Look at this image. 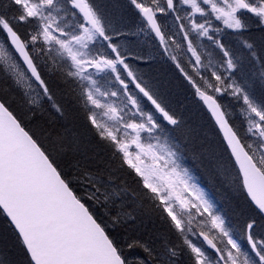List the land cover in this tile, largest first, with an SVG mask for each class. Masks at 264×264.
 <instances>
[{
  "label": "snow or ice",
  "instance_id": "6c2138e0",
  "mask_svg": "<svg viewBox=\"0 0 264 264\" xmlns=\"http://www.w3.org/2000/svg\"><path fill=\"white\" fill-rule=\"evenodd\" d=\"M129 3L143 25L135 32L122 31L92 0H0V79L37 121L28 127L0 96V264H264V234L256 231H264V99L256 97L264 89V0ZM247 13L257 18L258 36L244 34ZM225 29L240 47L222 38ZM139 33L154 34L157 52L223 131L231 169L238 168L229 187L250 198L243 236L183 163L191 145L194 160L227 171L170 108L165 83L151 75L153 52L120 42ZM213 46L218 56L206 62L203 49ZM129 57L148 70H134ZM210 93L242 100L246 140ZM78 107L85 123L75 118ZM156 113L182 129L183 143ZM125 169L129 179L120 176Z\"/></svg>",
  "mask_w": 264,
  "mask_h": 264
},
{
  "label": "trees",
  "instance_id": "16d2710c",
  "mask_svg": "<svg viewBox=\"0 0 264 264\" xmlns=\"http://www.w3.org/2000/svg\"><path fill=\"white\" fill-rule=\"evenodd\" d=\"M92 3L101 8L106 15L110 16L116 23L117 27H120L122 31L135 32L138 27L143 26L137 10L130 5L129 0H92ZM249 17H251L250 27L249 29L244 30V34L245 36H248L249 34L258 36L259 30L257 26V19L252 16ZM20 31L23 33L25 31V27L21 26ZM231 33L232 31L224 32V34H222V38L227 40L234 48L240 47L239 41L236 40L234 35H231ZM120 42L123 43L129 51L134 53L141 51L148 52L150 49L151 51H157L158 46L153 37L150 38L145 35L141 37L128 35ZM212 48L214 49V46ZM213 51L215 53V57L217 58L218 50L214 49ZM162 59L163 58L154 59L151 75L157 77L165 83V90L170 108L175 111L179 118L182 119L185 127L195 129L197 133V144H202L205 149L211 148L215 151L216 156L220 159V162L224 164L227 171L224 174H220L214 169H209L206 165L194 160L190 150L191 145H189V150H185L183 152V156L191 164L199 176L201 184L216 201L217 206L227 211L228 219L230 220V227L241 230L238 234L243 236V225L252 216V212L249 207L250 203L244 192L235 193L232 192L229 187V182L236 176L237 172V170L234 172L231 169L230 164L234 163L232 162L219 132L215 128L208 113L201 105L199 98L196 95L195 88L183 78L182 74L175 68V65L172 64L170 60ZM128 62L134 70H140L141 72H146L148 70V66L146 64L137 62L133 57H129ZM144 78L148 79V76L145 75ZM195 79L199 81V78L195 77ZM4 89L8 90L4 91ZM214 95L217 96V94ZM0 96H3V98L8 101L11 110H13L18 117L23 119L28 127H35L37 121L33 120L29 122V114L24 110L20 92L11 88L10 84L5 83L3 79H0ZM218 97L220 99V101L219 99L218 101L223 104V98L220 96ZM256 97L257 102L264 99V89L257 87ZM235 103L237 106L240 104L237 101ZM74 115L78 122H86L85 113L81 108L78 107ZM229 122L240 134V136L245 139L244 132L246 131V124L244 119L239 114L233 113L229 118ZM169 129H173L170 134L173 137L179 138L178 142L183 143V137L181 135L182 129H175L174 126L169 127ZM120 176L124 179H129L128 171L126 169L120 173ZM131 186L135 187L134 184ZM256 218L259 220L258 216ZM3 223V217H0V226H3ZM256 231L257 234H264V231H262L259 227ZM172 237V242H176L175 236ZM10 252H12L15 258H21V254L18 250L13 248L10 249Z\"/></svg>",
  "mask_w": 264,
  "mask_h": 264
},
{
  "label": "rangeland",
  "instance_id": "374dc122",
  "mask_svg": "<svg viewBox=\"0 0 264 264\" xmlns=\"http://www.w3.org/2000/svg\"><path fill=\"white\" fill-rule=\"evenodd\" d=\"M61 16H64V14L61 13ZM69 19H70L69 17L65 16V17H64V23H69ZM213 23H214V26L221 27V28L224 27V26L222 25L221 22H219V21H215L214 19H213ZM169 26H171V25H169ZM226 30H231V29H226ZM135 31H136V30H135ZM134 36H135V35H134ZM205 41H207V40H206V39H202V43H204ZM203 51H204V53H205V55L203 56V59H204L206 62H207L208 59H210V58L212 59V57H209V55H208L209 52H208L207 49L205 50V48H204ZM188 56L190 57V54H188ZM183 63H184L185 66L187 67V70L189 71V73L192 74V73H191V68H190V66H188V59L183 58ZM125 75H126V74H125ZM101 87H102V90H104L103 82H101ZM118 87H119V86H118ZM130 91H137V90L135 89V86H134V85H130ZM219 95H221L222 98H223V100H224V109L226 108L225 111L228 113L229 116H232V114H233L234 111H235L236 114H239L243 119H245L243 113L241 112V108H242V106H243V102H242V100L237 101V100H235L233 97H230V96H228V95H226V94H219ZM102 99L107 100L108 98H102ZM112 99H116V98H112ZM236 101L240 103L238 106H237L236 103H235ZM227 104H228V105H227ZM144 107H145V110H151V105H150V104H145ZM235 109H238V110L236 111ZM102 111H103L102 109H101V110H97V112H98V118H100V119H104V117H103L102 115H99L100 113H102ZM155 115H156L158 121L161 122L164 126H170V125L167 124L166 121L163 120V117L160 116L159 113H156ZM143 135H144L145 137L147 136L146 133L143 134ZM245 138L247 139L246 134H245ZM194 242H197V243H198V241H196L195 239H194ZM217 243H220V242L218 241ZM224 243H226V241H224ZM241 243H242V245H243L245 248L248 247V245H247V241H246V242L243 241V242H241ZM221 246H223V245H221Z\"/></svg>",
  "mask_w": 264,
  "mask_h": 264
},
{
  "label": "water",
  "instance_id": "95a60500",
  "mask_svg": "<svg viewBox=\"0 0 264 264\" xmlns=\"http://www.w3.org/2000/svg\"><path fill=\"white\" fill-rule=\"evenodd\" d=\"M202 102H203L204 107H205L206 110L209 112L210 116L212 117V119H213L215 125L217 126V128H218V130H219L221 136L223 137L224 142H225V144H226V146H227V142H226V140H225V138H224V133H223V131L220 129L219 125L216 123L215 117L212 115V112H211V110L208 108L207 104H205L203 100H202ZM229 151H230V150H229ZM233 159H234V158H233ZM246 195H247V194H246ZM248 199L250 200V198H248ZM253 206H254V205H253Z\"/></svg>",
  "mask_w": 264,
  "mask_h": 264
},
{
  "label": "bare ground",
  "instance_id": "6f19581e",
  "mask_svg": "<svg viewBox=\"0 0 264 264\" xmlns=\"http://www.w3.org/2000/svg\"><path fill=\"white\" fill-rule=\"evenodd\" d=\"M25 27V26H24ZM157 72V71H156ZM177 84V83H176ZM183 85V84H182ZM259 92V91H258ZM184 94V93H183ZM188 95V94H187ZM228 105V104H227ZM226 109V108H225ZM206 143V142H205ZM226 158V157H225ZM220 160V159H219ZM232 173V172H231ZM226 191V190H225ZM226 207V206H225ZM244 219V218H243ZM260 232V231H259ZM173 238V237H172ZM219 244V243H218Z\"/></svg>",
  "mask_w": 264,
  "mask_h": 264
}]
</instances>
